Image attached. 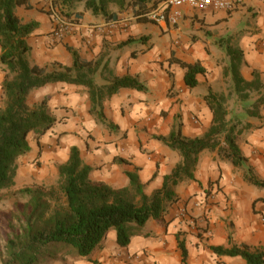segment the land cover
I'll list each match as a JSON object with an SVG mask.
<instances>
[{"label": "crops", "instance_id": "crops-1", "mask_svg": "<svg viewBox=\"0 0 264 264\" xmlns=\"http://www.w3.org/2000/svg\"><path fill=\"white\" fill-rule=\"evenodd\" d=\"M50 2L30 0L16 8L23 23H38L27 38L30 45L27 58L32 65L52 68L57 62L71 66L73 56L66 48L69 44L82 59L102 61L93 75L98 86L110 83L115 76L130 74L148 88L146 91L122 88L105 97V114L116 125L112 131L104 129L90 113L92 103L86 85L56 82L34 90L40 100L49 97V110L58 120L54 132L66 151L72 145L79 146L82 159L93 167V180L105 181L114 188L128 186L126 170H131L138 173L147 195L161 188L164 177L182 161V156L156 136L168 135L174 124H180L186 136H202L213 119L204 99L210 91L227 99L232 94V100L225 103L228 120L237 124L231 116L235 109L242 121L237 127L250 125L238 136V144L253 173L264 180V105L258 116L246 114L244 111L251 107L240 102L231 75H224V68L230 62L225 50L229 41L244 52L243 77L252 80L253 70H257L264 80V0H245L235 10L184 8L177 26L158 23L161 36L158 44L153 39L147 43L138 40L144 22H138L132 11H122L117 19L106 20L92 14L84 3H78L74 9L79 23L63 39H55L54 20L48 12ZM110 8L118 10L113 4ZM184 20L187 25L183 26ZM208 25L212 29L205 35L195 32ZM187 28L193 31L188 33ZM150 32L152 38L153 31ZM130 38L133 40L124 43ZM1 53L0 45V57ZM172 58L199 62L206 68V72L197 74L196 87L186 84V69L172 62ZM6 72L0 58V110L6 102L3 91ZM86 133L89 137L84 136ZM116 158H125L130 163H120ZM246 172V166H235L221 158L217 150H203L195 179H185L174 187L180 200L167 215L168 224L149 219L143 234L134 236L126 247L118 245L117 233L111 230L104 246L93 256L95 262L85 261L87 264H245L241 256L217 255L209 245L230 246L231 236V244L245 243L264 249V188L249 183ZM180 232L188 249L186 262L177 240Z\"/></svg>", "mask_w": 264, "mask_h": 264}, {"label": "trees", "instance_id": "trees-1", "mask_svg": "<svg viewBox=\"0 0 264 264\" xmlns=\"http://www.w3.org/2000/svg\"><path fill=\"white\" fill-rule=\"evenodd\" d=\"M164 1L51 0L48 12L52 18L53 13L58 12L63 18L79 23L74 9L78 3H84L92 14L101 15L106 20H115L120 12L131 9L138 22H149L146 13ZM29 2L0 0V58L7 71L3 83L6 102L0 110V189L13 184L17 160L31 150L29 135L37 131L45 133L58 121L49 110V97L36 106L29 104L28 97L33 90L56 82L84 84L89 87L90 113L105 121L103 101L106 96H112L122 88L148 89L137 76L130 74L115 76L110 83L98 86L94 83L93 75L102 61L82 59L78 50L69 44H66V48L73 56L71 66L57 62L52 68L32 65L27 58L30 50L27 38L36 30L38 23H23L16 13L18 6ZM112 4L118 6L117 11L110 8ZM145 39L146 36H142L138 40L146 42ZM132 40L130 38L124 43ZM225 50L230 62L224 68V75H231L239 96L244 98L253 90L260 92L247 110L249 115L258 116L264 105L262 74L253 70V79H245L242 75V67L246 64L243 50L229 41L225 44ZM172 62L186 69L184 79L189 87H196L197 74L206 72L199 62L190 63L179 58H172ZM204 99L213 113V119L202 136L184 135L180 124H174L168 135L156 136L170 148L179 151L182 161L164 177L162 187L155 189L151 195L145 193L144 184L135 171L126 170L130 184L120 188H114L105 181L93 180V167L84 162L79 146L72 145L68 159L58 165L63 198L54 188L24 187L19 190L28 199L15 202L7 215L5 246L0 252V264H50L65 249L72 250L79 260L95 262L93 256L104 246L111 230L117 233L118 245L126 247L134 236L143 234L142 229L149 219L168 224L166 217L180 200L174 187L185 179H195L199 154L205 149L217 150L221 158L235 166H246V180L264 188V180L253 173L238 144V136L250 125L238 128L237 124L228 120L229 110L223 94L210 91ZM115 160L130 163L125 158ZM181 235V232L177 234V240L183 261L186 262L188 249ZM209 248L217 255L241 256L245 264H264V249L245 243L231 244V236L230 246L209 245Z\"/></svg>", "mask_w": 264, "mask_h": 264}, {"label": "rangeland", "instance_id": "rangeland-1", "mask_svg": "<svg viewBox=\"0 0 264 264\" xmlns=\"http://www.w3.org/2000/svg\"><path fill=\"white\" fill-rule=\"evenodd\" d=\"M129 10L131 11V9ZM186 23H187L186 20L182 21L183 26L187 25ZM142 25H143L142 26L143 31L141 32L139 38L142 36H146L145 39L146 41L148 39H153L152 42L154 43L158 44L161 42V36L159 35V31H158L160 27L157 26L158 25L157 21L150 19L149 22H144ZM208 26L210 27L204 26L203 29H196L195 32L198 33L202 32L205 35L207 30L212 29V25H208ZM151 30L153 31L152 38H151L152 34L150 32ZM185 31L191 33V31L193 30L187 28V30ZM168 37H170L169 34ZM208 39L211 42L213 41V44L217 45L218 48L220 47L219 43H216L215 39H213L211 36L210 37L208 36ZM173 42L174 41L172 39V44H174ZM236 94L238 93L236 92ZM231 95H232L231 93L228 95L229 97L228 99L225 96L226 101L232 100ZM259 96H260V92L253 90L247 93V95L244 98L241 96L239 97L241 99L240 101L241 103L243 104L247 103L249 104L248 107H252L253 103ZM41 101L42 100L38 99V96L36 95V91L33 90L28 97L29 104L31 106H36ZM235 107L236 106H234V108ZM247 110L248 108L246 109V111H244L246 112V114H247ZM239 114H240L239 111H236L234 109V113L231 115L232 119L237 124L242 123V121L240 120L241 118L237 116ZM98 120L103 124L102 126L104 129L110 131L115 129L114 124L110 122L107 116L105 121L100 120L99 118ZM55 125H58V123L56 122ZM86 135L87 133L84 136ZM87 137L89 136L87 135ZM29 141L31 144V150L26 155L21 156L17 160L16 162L17 169L14 176L13 184L10 187L0 189V252L4 250V246H5L4 235L6 232L7 215L9 214L10 211H12L15 202L17 201L25 202L28 199V196L23 195L22 193L19 192V190H21L24 187H38L45 190L54 188L57 191V194L63 198V195L60 191L61 179L58 172V165L64 162L69 154V152L65 150L64 143H62L61 140L58 138V134L54 132L53 128L47 130L45 133H42L41 131L32 132L29 135ZM82 262L87 264V261L82 259L80 260L77 259L74 256V252L72 250L65 249L64 251L58 253L56 258L50 264H81Z\"/></svg>", "mask_w": 264, "mask_h": 264}, {"label": "built area", "instance_id": "built-area-1", "mask_svg": "<svg viewBox=\"0 0 264 264\" xmlns=\"http://www.w3.org/2000/svg\"><path fill=\"white\" fill-rule=\"evenodd\" d=\"M245 0H165L159 7L146 13V16L157 21V23H166L177 26L183 17V9L191 8L194 10H235L242 5ZM54 29L53 36L61 40L66 33L76 23L63 18L58 12L53 13ZM176 40V45H178Z\"/></svg>", "mask_w": 264, "mask_h": 264}]
</instances>
